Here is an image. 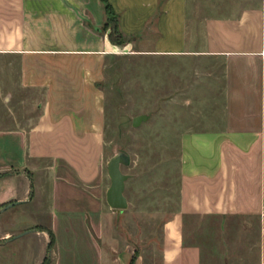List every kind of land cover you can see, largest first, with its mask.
<instances>
[{"label": "crops", "instance_id": "1", "mask_svg": "<svg viewBox=\"0 0 264 264\" xmlns=\"http://www.w3.org/2000/svg\"><path fill=\"white\" fill-rule=\"evenodd\" d=\"M109 1L125 34L151 42L141 54L215 68L203 73L215 95L201 97L213 102L202 104L200 128L181 136L180 205L163 223L161 264H202L201 246L186 241L189 215L255 217L264 264V0ZM134 2L149 9L145 18ZM105 20L102 0H0L9 96L32 91L39 100L29 126L0 129V224L7 217L29 228L19 237L7 231L0 249L20 240L32 253L39 243L36 264L47 256L51 232L52 264H143L134 251L113 255L101 243L115 213L102 195L101 84L106 58L118 48L98 30Z\"/></svg>", "mask_w": 264, "mask_h": 264}, {"label": "rangeland", "instance_id": "2", "mask_svg": "<svg viewBox=\"0 0 264 264\" xmlns=\"http://www.w3.org/2000/svg\"><path fill=\"white\" fill-rule=\"evenodd\" d=\"M133 5L134 12L145 18L149 9L143 8L141 2ZM161 11L156 12L152 23H156ZM89 24L94 26L92 20ZM103 25L98 30L109 35L113 24L105 32ZM123 34L125 43L115 44L118 48L106 58L101 84L105 92L106 145L102 195L110 211L106 198L111 184L107 164L116 153L124 152L131 157L129 165H122L124 173L131 175L126 184L129 207L114 209L115 213L106 218L101 243L113 255L130 249L134 256L142 257L143 264H161L163 223L180 205L181 136L187 129L200 128L202 104L213 102L201 97L215 95V83H209V76L203 73L215 68L192 58L141 54L142 43L150 48L151 42H142L138 34ZM212 80L216 81L215 76ZM34 95L32 91H21L9 96L8 56L0 55V129L18 126L16 121L29 126L38 113L39 100ZM143 114L148 118L135 126L134 118ZM185 220L186 241L201 246L202 264H260L255 217L189 215ZM27 228L13 226L7 217L2 218L0 242H4L7 231H15L14 237ZM50 240L41 264L53 262L54 237ZM0 251V264H36L40 247L34 243L31 253L18 240Z\"/></svg>", "mask_w": 264, "mask_h": 264}, {"label": "water", "instance_id": "3", "mask_svg": "<svg viewBox=\"0 0 264 264\" xmlns=\"http://www.w3.org/2000/svg\"><path fill=\"white\" fill-rule=\"evenodd\" d=\"M148 118L147 115H139L134 118L133 124L139 125L143 120ZM131 157L124 153L119 152L112 156L107 164L108 173L111 179V184L107 190V202L113 209H127L129 207V199L126 195V184L131 177L130 174L124 173L122 165H129ZM17 202H12L4 207L1 211L12 207ZM25 232L18 234L16 237L22 236Z\"/></svg>", "mask_w": 264, "mask_h": 264}, {"label": "trees", "instance_id": "4", "mask_svg": "<svg viewBox=\"0 0 264 264\" xmlns=\"http://www.w3.org/2000/svg\"><path fill=\"white\" fill-rule=\"evenodd\" d=\"M102 2L104 4V9L106 13V20L103 25V30L104 32L107 31L110 27V24H113V27L109 31L110 40L114 44L122 45L125 43V36L119 26V14L109 0H102ZM51 235L53 236L52 232ZM134 262L135 258L132 260L131 264H134Z\"/></svg>", "mask_w": 264, "mask_h": 264}]
</instances>
